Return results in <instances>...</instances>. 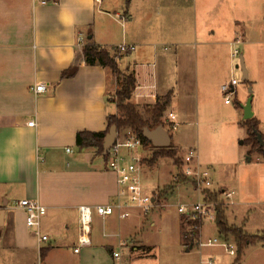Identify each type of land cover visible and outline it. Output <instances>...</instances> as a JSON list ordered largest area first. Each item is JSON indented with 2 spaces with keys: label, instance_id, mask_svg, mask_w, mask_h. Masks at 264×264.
Instances as JSON below:
<instances>
[{
  "label": "crops",
  "instance_id": "crops-1",
  "mask_svg": "<svg viewBox=\"0 0 264 264\" xmlns=\"http://www.w3.org/2000/svg\"><path fill=\"white\" fill-rule=\"evenodd\" d=\"M165 1L157 5L149 0L129 1L124 16L132 28L123 31L121 44L133 48L121 54L117 64L122 73L133 72L135 76L131 102L139 111L169 96L168 107L174 109L168 113L185 123L193 121L197 114V93L205 96V92L197 90L196 83L200 79L210 83L219 73V43L211 39L198 42L197 29L181 26L173 0ZM83 2L0 0V244L4 241L18 253H37L41 257L69 253L76 264H105L110 262L113 248L110 239L115 237L113 234L120 235L122 220L114 215L103 218L94 214L90 244L79 247L78 207H94L115 199L116 175L94 147L81 149L76 145V134L102 132L107 128L108 115L118 113L110 100L117 87L116 79L107 68L85 64L80 55L87 38L100 46L108 43L103 34L109 14L101 9L103 0H88L92 9L78 13L74 29L66 31L57 21L62 5L74 10ZM258 5L259 0H214L213 14L221 15L228 26L224 43L234 39L230 35L239 21L234 10L241 9L251 28L254 20L250 19V11ZM208 9L207 13H212ZM80 36L84 37L81 45ZM55 47L70 52V58L57 61L51 55ZM199 47L209 56L207 65L202 64L200 69ZM125 55L130 57L121 60ZM75 61L79 63L76 74L62 79V71ZM37 83L45 84L46 89L34 94L30 87ZM203 100L209 110L211 102ZM30 121H34L33 126L28 125ZM17 128L25 130L22 146L6 153L5 142ZM123 134L117 131V139ZM147 147L154 146L142 142L137 153ZM123 153L131 155L132 151L124 149ZM8 156L16 161L10 175L4 173L2 164ZM25 198H36L46 207L40 228V233L48 235L46 242H38L40 233L26 225L25 211L17 204ZM77 247L79 251L75 252Z\"/></svg>",
  "mask_w": 264,
  "mask_h": 264
},
{
  "label": "rangeland",
  "instance_id": "rangeland-1",
  "mask_svg": "<svg viewBox=\"0 0 264 264\" xmlns=\"http://www.w3.org/2000/svg\"><path fill=\"white\" fill-rule=\"evenodd\" d=\"M149 1L157 5L165 0ZM126 3V0H103L101 6L109 14L105 17L106 32L103 34L108 43L103 47L111 52L115 50V45L121 44L123 31L128 32L132 28V24L125 21ZM213 3L214 0H173L176 19L181 26L197 29L198 42L211 39L219 43V73L210 83L201 79L196 83L197 90L202 94L205 92V96L203 94L202 98L197 91V114L193 121L186 120L183 123L180 118H176L179 126L172 133L168 131L172 136L169 146L179 158L188 149L196 148L199 163L211 171L212 190L219 192L218 201L224 203L228 224L243 227L249 235L261 236L264 233V156L245 144L249 133L247 126L242 125L243 110L239 104L252 96L253 117L258 119V131L264 137V0H259L257 8L250 11V19L255 23L251 28H248L250 21L244 17L241 9L237 7L234 10L239 21L230 35L234 38L231 43L223 42L229 33L228 26H225L226 22L221 15L213 14L216 11V6L212 9ZM208 8L212 9V13H207ZM237 38L239 42L234 43ZM235 49L239 53L237 56L232 55ZM207 53V50L198 48V69L202 64L207 65ZM129 57L125 55L121 60ZM241 57L248 73L246 82L242 80ZM109 72L113 75L112 79H117L116 74ZM233 78L237 79L238 84L231 97L232 103L227 104L220 88ZM115 88L110 95L111 101L117 100L115 93L118 85ZM203 99L211 102L209 110L204 106ZM151 106L140 109L144 117H149L146 108ZM173 109V106H167L161 120L165 122L166 115ZM126 130L122 129L121 132L125 133ZM154 151L147 147L140 154V163L145 176L142 184L144 191L157 197L160 191L174 183L179 168L173 159L160 154L166 153L164 149L152 161ZM222 189L234 191L233 204L229 205L220 195ZM202 198V194L193 189L190 183L177 184L165 198L157 201L149 214H135L134 217L122 220L120 236L127 242L123 254L128 264H264V243L248 245L239 261L235 262L237 247L234 238H222L213 218L200 220L201 224L196 228L190 224L195 221L193 217L178 212L179 206L193 205ZM115 230L118 232L117 224ZM193 230L199 234L193 236ZM106 232L109 233L110 229L106 228ZM193 237L196 238L194 244L190 240ZM214 239L219 244L226 242L233 245L235 254H229L222 245H204ZM118 241L116 236L110 239L113 248H117ZM7 244L4 241L0 244V264H76L69 253H63L62 257H46L44 254L41 257L37 253H18ZM188 248L190 250L186 251Z\"/></svg>",
  "mask_w": 264,
  "mask_h": 264
},
{
  "label": "built area",
  "instance_id": "built-area-1",
  "mask_svg": "<svg viewBox=\"0 0 264 264\" xmlns=\"http://www.w3.org/2000/svg\"><path fill=\"white\" fill-rule=\"evenodd\" d=\"M84 42V37H78V43L81 45ZM237 38L234 43H238ZM133 47L121 44L116 48L117 54H123L131 50ZM238 50L235 49L232 53L237 56ZM238 84L236 78H233L230 83L221 86V92L224 96V101L227 104L232 103L231 97L235 94V87ZM46 86L42 83H37L30 87L34 94L45 91ZM167 129L170 132L177 130L179 123L176 115L168 113L165 120ZM28 125L33 126L34 121L28 122ZM142 146L141 139L131 129H127L122 139H116L115 144L108 150L107 166L108 169L115 173L118 192L111 202L99 204L94 207L81 205L78 207L80 236L78 238L79 247L90 244L89 234L91 232V223L93 215L100 217L116 216L119 220H126L137 215L149 214L157 204L155 196L149 195L144 191L142 178L141 156L137 153V149ZM132 154H124L123 150ZM69 151V149H67ZM183 177L189 180L193 189L198 190L203 198L193 205H181L178 212L183 215H189L194 219L205 220L213 218L215 220L216 209L215 203L207 200L205 191L212 190L211 171L207 167H202L198 162V153L196 148H190L181 158V165L178 171ZM177 178V175L174 179ZM220 195L229 204H233L234 191L222 189ZM18 206L23 208L26 214L25 222L28 228L35 229L40 233L41 221L46 214V207L36 198H25L20 200ZM105 236L108 235L105 231ZM119 238L117 248L111 249L110 262L105 264H128V259L123 254V248L127 247V242L120 237L119 234H113ZM48 235L40 233L38 242H46ZM204 244V243H202ZM204 245L214 246L222 245L226 247L227 252L231 255L235 254L233 245H228L226 242L219 244L216 239L213 242H208ZM77 247L74 251H79Z\"/></svg>",
  "mask_w": 264,
  "mask_h": 264
},
{
  "label": "trees",
  "instance_id": "trees-1",
  "mask_svg": "<svg viewBox=\"0 0 264 264\" xmlns=\"http://www.w3.org/2000/svg\"><path fill=\"white\" fill-rule=\"evenodd\" d=\"M45 1L56 2L58 0ZM129 1L130 0H126L127 6L129 5ZM90 34L91 33L88 32V35ZM80 55L85 64L99 65L103 68L109 69L112 73L117 75L116 80H118V88L115 93L117 100L113 102L116 104L118 113L108 115L107 128L102 132L78 131L76 134V145L81 149L87 147H94L97 153L103 155L104 158L107 160L108 153L106 155L103 154V140L112 125H116L118 132L125 128L131 129L134 133H136V135L141 139L144 144H150V141H148L143 135L144 128L148 127L150 129H153L158 125H162L163 127L167 126L165 122L161 120V118L169 104V96L165 99L156 102L151 107L146 108L149 117H144L137 109L136 105L131 102L133 91L136 87L135 76L133 72L121 73L117 64V58H119L121 54H117L116 48L114 51L111 52L107 48L95 44L91 38H87L85 39V42L81 47ZM78 67L79 63L78 61H75L68 68L62 71L61 78L64 79L73 77L78 71ZM246 81L247 80H245V82ZM258 124V119L254 117L242 121V125L247 126V131L249 133L247 142L245 144L249 145L251 147V150H254L259 155L264 156V151L257 142L255 134L253 133V130H258ZM153 149H155L156 151H154L152 155V161L158 157L159 151L164 149V151L166 150V153L160 154H164V157H170L171 159H173L177 167L180 169L181 160L179 157L176 156V151L172 149V147H153ZM173 182L174 183H172L171 185L164 188L158 193L157 197H155L156 202L159 201V199L165 198L167 194L171 190H173V188L177 184L189 183V180L183 177L181 174L177 173V178L174 179ZM205 194L207 200L215 203L216 216L214 221L216 223L218 234L224 239H227L229 236H232L234 238L237 247V258L235 262L239 261V259L242 257L244 249L248 245L256 244L258 242L264 243V233L261 236L249 235L245 232L243 227H235L228 224L227 218L225 217L224 213V203L218 201V191H205ZM190 224L192 227L197 228L201 224V221L199 219H195V221ZM191 234L193 236H197L199 232L197 230H193L191 231ZM195 239V237L190 239L191 242H193L192 244H194Z\"/></svg>",
  "mask_w": 264,
  "mask_h": 264
},
{
  "label": "clouds",
  "instance_id": "clouds-1",
  "mask_svg": "<svg viewBox=\"0 0 264 264\" xmlns=\"http://www.w3.org/2000/svg\"><path fill=\"white\" fill-rule=\"evenodd\" d=\"M92 9V4L88 0H84L83 3L77 5L75 9H71L67 4L60 7L57 12V21L60 26H62L66 31L74 29L78 22V13L83 11H90ZM44 55V53H42ZM51 55L57 60H68L71 53H64L61 47H55L51 51ZM25 135V130L23 128H17L8 140L5 142L8 147H6L5 152L10 153L22 146L23 137ZM16 161L12 160L10 156L2 162L3 171L5 174H11Z\"/></svg>",
  "mask_w": 264,
  "mask_h": 264
},
{
  "label": "water",
  "instance_id": "water-1",
  "mask_svg": "<svg viewBox=\"0 0 264 264\" xmlns=\"http://www.w3.org/2000/svg\"><path fill=\"white\" fill-rule=\"evenodd\" d=\"M240 65L243 70L242 80L245 81L248 78V73L244 67V61L242 57H241ZM251 102H252V96H249L248 99L243 104H241V108L243 110V120H248L253 117ZM253 133L255 134L257 142L264 151L263 136L259 133L258 130H253ZM143 135L148 141L151 142V144L154 147H168L171 143V137L168 134V132L163 128L162 125H158L153 129L145 127L143 131ZM116 139H117V128L116 125H112L109 128V131L107 132L103 140V152L105 155L108 153V150L111 149V147L115 144Z\"/></svg>",
  "mask_w": 264,
  "mask_h": 264
}]
</instances>
